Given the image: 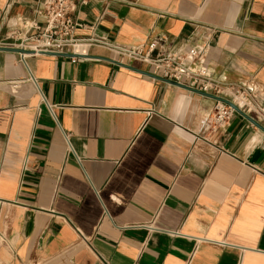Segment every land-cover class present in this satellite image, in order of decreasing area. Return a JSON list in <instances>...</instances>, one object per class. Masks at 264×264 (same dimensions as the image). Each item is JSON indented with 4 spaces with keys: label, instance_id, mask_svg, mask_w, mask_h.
I'll list each match as a JSON object with an SVG mask.
<instances>
[{
    "label": "crops",
    "instance_id": "1",
    "mask_svg": "<svg viewBox=\"0 0 264 264\" xmlns=\"http://www.w3.org/2000/svg\"><path fill=\"white\" fill-rule=\"evenodd\" d=\"M14 1L0 46L38 20ZM74 17L76 37L151 57L207 46L206 74L264 105V0H81ZM63 55L0 51V264H264V126L239 110L213 131L215 99L152 67Z\"/></svg>",
    "mask_w": 264,
    "mask_h": 264
},
{
    "label": "built area",
    "instance_id": "2",
    "mask_svg": "<svg viewBox=\"0 0 264 264\" xmlns=\"http://www.w3.org/2000/svg\"><path fill=\"white\" fill-rule=\"evenodd\" d=\"M81 0H35L31 4L37 19L17 16L16 28L7 36L14 44L2 45L20 48L31 52L29 55H63L76 47H99L116 53L128 60L139 61L153 68L152 75L159 80L174 82L187 88L213 95L219 99L229 100L240 112L242 111L252 123L264 126V105L257 102L252 94L232 86L225 87L211 78L203 67L207 46L190 49L186 54L164 51L151 57L154 43H150L144 52L140 48H126L95 37L80 38L75 36L79 24L74 12ZM16 3L8 0L0 8V31L11 7ZM245 102L244 107L237 100ZM235 110L221 100L215 99V105L209 113L212 130H220L229 122Z\"/></svg>",
    "mask_w": 264,
    "mask_h": 264
},
{
    "label": "water",
    "instance_id": "3",
    "mask_svg": "<svg viewBox=\"0 0 264 264\" xmlns=\"http://www.w3.org/2000/svg\"><path fill=\"white\" fill-rule=\"evenodd\" d=\"M0 51L17 53V54L22 55V56H23L24 54H30V53H31V52H29V51H26V50H23V49H20V48L8 47V46H0ZM56 56H64V55H59V54H57ZM67 56H70V55L68 54ZM170 84L177 85V86H179V87L189 89V88H187V87L184 86V85H180V84H177V83H174V82H170ZM200 93H201V92H200ZM201 94H203V95H205V96H208V97H210V98H212V99L221 100V101H223L224 103H226L228 106L232 107L235 111H239V109H238L234 104H232V102H230L229 100L219 99V98H217V97H215V96H213V95H210V94H205V93H201ZM247 118H248V117H247ZM248 119L251 121L250 118H248ZM256 125L259 126V127H261V126L258 125V124H256ZM261 128H262V130L264 131V128H263V127H261Z\"/></svg>",
    "mask_w": 264,
    "mask_h": 264
},
{
    "label": "bare ground",
    "instance_id": "4",
    "mask_svg": "<svg viewBox=\"0 0 264 264\" xmlns=\"http://www.w3.org/2000/svg\"><path fill=\"white\" fill-rule=\"evenodd\" d=\"M239 100H242V99H238V100H237V104H238V101H239ZM238 105H239V104H238ZM243 107H244V106H243Z\"/></svg>",
    "mask_w": 264,
    "mask_h": 264
}]
</instances>
